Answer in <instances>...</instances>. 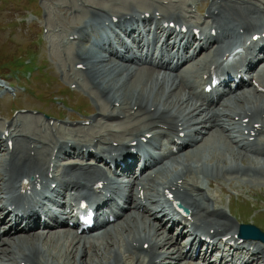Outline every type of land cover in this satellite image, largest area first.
Segmentation results:
<instances>
[{
	"label": "bare ground",
	"instance_id": "bare-ground-1",
	"mask_svg": "<svg viewBox=\"0 0 264 264\" xmlns=\"http://www.w3.org/2000/svg\"><path fill=\"white\" fill-rule=\"evenodd\" d=\"M96 1L79 0V10L67 12L86 17L74 19L77 24L69 30L54 27L49 32L58 38L77 35L74 40L84 45L102 28L117 26L133 43L122 42L117 48L107 38L97 45L99 51L79 53L77 47L69 48L74 42L64 40L71 68L65 73L67 79L77 88L86 87L97 103L98 115L90 128L47 127L29 115L17 116L10 126L0 123V264H223L224 260L248 264L243 248L234 253L223 250L224 242L236 247L246 242L240 243L234 211L229 207V215L208 189L215 185L222 191L225 185L242 194L264 187V56L259 53L264 51V0H214L204 9L198 7L200 15L206 10L203 21L195 19L194 4L184 0L165 2L162 9L147 0H117L121 8L96 5L113 0ZM89 25L98 28L87 33ZM195 31L201 35L199 52L194 49ZM181 47L185 57L179 59L181 66L173 68L170 60L180 57ZM234 47L245 52L246 65L227 63L226 55ZM124 51L132 59H126ZM115 54L121 59L113 61ZM139 59L155 61L149 66L155 69L141 65ZM216 71L224 82L207 93L210 74ZM232 74L242 78L235 90L234 84H228ZM85 151L121 168L122 178L98 163L63 164L61 155L80 159ZM143 159V172L136 177L134 171ZM39 188L50 191L41 193L39 208L55 225L74 219L72 204L81 201L96 200L103 212L117 205V197L129 208L121 210L116 222H105L91 235L67 228L58 234L46 219L42 228L34 197ZM67 200L69 207L55 215L52 207ZM177 201L190 212L189 218L176 214L172 207ZM46 202L52 207L42 206ZM9 212L15 214L14 221ZM170 222L172 227H191L185 231L194 237L193 251L181 246L184 229L172 238L165 227ZM146 224L154 232L139 226ZM250 245L255 251L250 260L264 264V246ZM217 253L221 256L211 262Z\"/></svg>",
	"mask_w": 264,
	"mask_h": 264
},
{
	"label": "rangeland",
	"instance_id": "rangeland-1",
	"mask_svg": "<svg viewBox=\"0 0 264 264\" xmlns=\"http://www.w3.org/2000/svg\"><path fill=\"white\" fill-rule=\"evenodd\" d=\"M165 1L174 2L176 0H147L146 2L162 9V4L165 3ZM212 1L213 0H184V3L192 4L196 2H205L202 7L204 9L207 4L210 5ZM80 2L79 0L78 2L77 0H0V73L8 72L11 69V66H13L12 63L16 61V58L21 56L24 57L27 52L31 51L30 53L35 54L37 57L35 65L40 68V71H42V68H45L46 65V69L44 70H46L50 79L49 83H45L46 80L39 79L38 82H36V80L32 79V82H30L29 85L26 84L25 76L21 75L20 85L16 89V95L14 93L13 95L8 93L3 96V91L0 89L1 124L9 125L16 116L21 115L22 113L13 114V118L10 119L13 111L18 108H27L30 111L35 109L43 111L42 115H35L34 112L25 113V115L37 117L41 121L46 122V124L50 123V121L45 118L44 113L59 116L64 119V122L61 124L63 127H65L66 124H69V126H72L73 128H78L84 123L90 122L91 117L84 118L67 108L73 107L69 106L70 103L74 105V108L83 110L85 114L88 107L93 110L97 108V104L94 101L95 99L93 100L86 90L78 89V93L72 94V86L68 79L64 77V74L70 70L66 65L67 62L65 57L66 53L68 54L69 52H65L60 45V42H64L66 36L64 35L63 38H58L56 34L52 33L55 36L50 35V37H48L46 28L47 25L69 30L70 26L75 23L74 19H84L86 16L77 15L73 18V16H71L72 13L67 12V10H79L76 8V4H79ZM116 2L118 3L117 0H113L112 2L103 1V3H97L96 5L100 7L109 4L111 7L115 8L117 6L116 8H121V2L119 1L120 3L118 4ZM203 15L206 16V12L195 19L202 21L201 18ZM81 45L80 50H85L86 46L83 44ZM73 47L75 46L69 48L73 50ZM30 53L27 54V57ZM73 58L74 56L72 57L70 55L68 61L71 62ZM11 83L15 84V81L13 80ZM23 86H27V92L22 90ZM99 95L101 94L99 93ZM83 106L84 108H82ZM125 124L126 123H124V126H128V124ZM33 125H35L33 128L37 127L36 124ZM55 125L60 124L57 123ZM172 144L170 145L172 146ZM226 145L231 150L230 145ZM91 161L92 160L88 162ZM65 163H68V161ZM259 182L260 181L258 180L257 183ZM216 187L217 186L213 185L212 189H214L213 191H218V198L223 201L224 205L228 206L229 200L232 198V207L237 205L242 211L244 210L245 212L242 213V217H246V221L252 219L250 217H254V215H252L253 210L264 209V188L263 190L256 188V191H258L257 193L260 196L259 199L261 200L258 201L256 208H252L251 205H254L252 197H257L247 193L239 195L236 193L237 191H234L233 193L231 190L228 191L227 189L230 188L226 186L222 191L219 189L220 192ZM263 215L264 213L258 214L256 222H259L264 230ZM139 226L144 230L147 229V232L151 230L148 227V224L144 225V227L142 225ZM154 230L151 231L154 232ZM172 235L173 238H176L178 233L174 232ZM61 240H63L62 242L60 241L61 244H66L64 243V239ZM61 256V260H64L65 252H62Z\"/></svg>",
	"mask_w": 264,
	"mask_h": 264
},
{
	"label": "water",
	"instance_id": "water-1",
	"mask_svg": "<svg viewBox=\"0 0 264 264\" xmlns=\"http://www.w3.org/2000/svg\"><path fill=\"white\" fill-rule=\"evenodd\" d=\"M242 232H246L247 237H249V238L261 240L262 242H264V235H262L261 233H259L256 230L250 228L249 226L242 227Z\"/></svg>",
	"mask_w": 264,
	"mask_h": 264
}]
</instances>
